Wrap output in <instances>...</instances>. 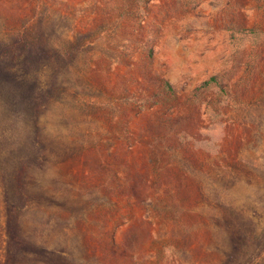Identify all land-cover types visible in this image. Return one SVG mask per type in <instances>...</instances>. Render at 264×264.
Returning <instances> with one entry per match:
<instances>
[{
  "label": "rangeland",
  "instance_id": "rangeland-1",
  "mask_svg": "<svg viewBox=\"0 0 264 264\" xmlns=\"http://www.w3.org/2000/svg\"><path fill=\"white\" fill-rule=\"evenodd\" d=\"M0 264H264V0H0Z\"/></svg>",
  "mask_w": 264,
  "mask_h": 264
},
{
  "label": "trees",
  "instance_id": "trees-1",
  "mask_svg": "<svg viewBox=\"0 0 264 264\" xmlns=\"http://www.w3.org/2000/svg\"><path fill=\"white\" fill-rule=\"evenodd\" d=\"M212 80H213V78H212ZM207 83H210V81H208ZM164 85H165L166 89L174 95V89H173L171 83L169 81H165Z\"/></svg>",
  "mask_w": 264,
  "mask_h": 264
}]
</instances>
